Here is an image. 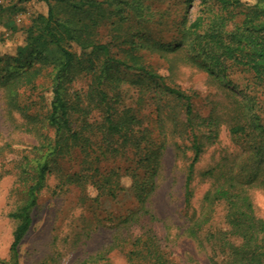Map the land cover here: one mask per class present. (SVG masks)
Instances as JSON below:
<instances>
[{
  "label": "trees",
  "instance_id": "16d2710c",
  "mask_svg": "<svg viewBox=\"0 0 264 264\" xmlns=\"http://www.w3.org/2000/svg\"><path fill=\"white\" fill-rule=\"evenodd\" d=\"M44 1L48 12L34 18L14 53L0 56V63L7 64L0 67V87L7 97L8 115L20 112L21 127L37 141L27 146L15 144L14 148L9 144L10 152H21L16 168L25 193L9 213L15 227L8 263L22 264L20 246L32 227L33 210L55 175L60 186L75 185L83 197H89V188L97 190L96 199L117 196L126 188L123 177L131 179L137 208L118 219L110 244L86 258V264H110L108 254L115 249H128L129 264H170L149 223L158 221L151 201L159 188L163 157L173 146L187 158L183 182L186 235L204 245L199 234L210 223L217 203L223 202L228 229L212 235H218L219 245L230 259L221 262L212 258V264H264V217L254 198L255 189L264 190V124L258 121L254 97L246 88H238L230 76L236 68L242 69L251 73L253 84H264V0H184L186 9L170 40L157 38L149 28L148 0ZM106 3L115 6V12ZM195 3L200 8L193 15ZM60 6L65 10H59ZM239 16L242 18L237 21ZM106 22L111 32L108 41L99 34ZM160 23L162 20L157 25ZM74 44L80 52L74 50ZM51 48L57 49L58 55L50 57L46 52ZM142 50L167 59L172 72L178 61L195 66L233 93L239 111L228 128L234 150L225 151L215 164L198 170L206 148L220 137L221 118L196 112L193 95L146 64ZM121 66L141 72L136 80L140 98L148 93L152 99L155 127L145 124L133 109L118 106L119 89L126 82L117 73ZM46 71L52 83L47 99L40 94L45 109L27 115L24 108L29 106H22V92L37 90V80ZM81 74L91 76L87 88L75 85ZM239 95L242 98L237 100ZM95 111H101V121L93 120ZM5 150V145L0 146V154ZM124 155L132 156L127 157L131 164L124 169L121 164L111 168L102 164ZM77 157L78 168L66 172L61 161ZM199 178L209 188L201 204L195 205ZM135 227L144 229L134 235ZM231 235L241 243L232 241Z\"/></svg>",
  "mask_w": 264,
  "mask_h": 264
},
{
  "label": "rangeland",
  "instance_id": "374dc122",
  "mask_svg": "<svg viewBox=\"0 0 264 264\" xmlns=\"http://www.w3.org/2000/svg\"><path fill=\"white\" fill-rule=\"evenodd\" d=\"M146 3L151 6L150 16L147 17L150 21L149 28L157 38L170 40L176 35L175 23L186 9L184 0H148ZM106 6L115 12V6H109L108 3ZM199 8L198 3H195L192 8L193 15ZM58 9L65 10L63 6ZM47 12L48 5L44 0H0V56L6 52L14 53L24 42L26 31L34 18L40 13ZM241 18L242 16H239L237 21ZM161 20L163 23L157 25ZM109 22L101 25L99 29L100 37L104 41L110 40ZM74 50L80 52L81 48L74 44ZM114 50H117L116 44ZM46 53L50 57H55L59 52L51 48ZM141 53L146 64L193 95L196 112L205 117L217 115L221 118L220 137L215 144L206 148L197 165L198 170L215 164L225 151L234 150L236 145L228 128L236 121L239 111L238 101L233 93L195 66L178 61L172 72L168 60L159 54L146 50H142ZM31 57L32 55H29L27 58ZM3 66L7 67V64L1 62L0 67ZM117 73L126 79L119 89L118 106L133 109L145 124L149 123L155 127V108L152 99L148 93L140 98V84L136 80L141 72L121 66ZM230 76L238 84V88H246L249 96L254 97L256 111L260 116L258 121L264 124V84H253L251 73L242 69L236 68ZM90 77L81 74L76 79V87L87 88L91 83ZM50 79L46 71L45 75L37 80L39 85L37 90L27 89L22 92L20 98L22 106H29L24 108L25 114H33L39 110L43 112L46 101L40 98V94L46 99L50 96L47 92L52 83ZM239 98L242 96L239 95L237 100ZM91 115L93 120L102 119L101 111H95ZM23 122L20 112H16L14 117L8 115L7 97L0 87V146H6V150L0 154V264H9V248L15 227V221L9 213L22 201L25 193L16 168L21 152L17 149L10 152V148H14L15 144L27 146L37 142L33 135L27 134L24 127H21ZM130 156L124 155L122 158L107 160L102 164L110 168L121 164L124 169L131 164V159H127ZM78 164L79 157L61 161V166L66 172H73L78 168ZM186 164V156H180L173 146L167 148L163 157L159 188L151 201V208L158 216V221L149 224L154 227L160 239V249L170 264H212V258L221 262L228 261L230 259L228 251L220 247L218 235L217 237L212 235L228 229L226 207L223 202L217 203L210 223L199 234L204 245L186 235L183 183ZM122 181L126 188L117 196L101 195L96 199L97 190L89 188V197L86 198L81 195L79 187L72 184L60 186V179L55 175L51 176L39 196L38 205L33 210L32 227L20 246L22 264H86L84 262L86 258L109 245L118 219L137 208L136 197L130 186L131 179L124 176ZM195 184L194 204L200 205L209 184L203 182L201 178L197 179ZM254 198L259 214L264 217V190L255 189ZM143 229L135 227L131 232L137 235ZM229 237L237 244L241 243L239 237L233 235ZM126 250L128 249H115L110 252L108 254L110 264H129Z\"/></svg>",
  "mask_w": 264,
  "mask_h": 264
}]
</instances>
